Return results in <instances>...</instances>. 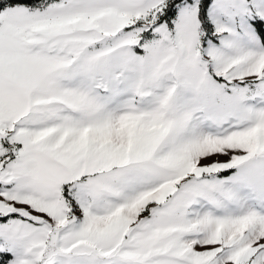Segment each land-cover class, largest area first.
<instances>
[{"label": "snow or ice", "instance_id": "6c2138e0", "mask_svg": "<svg viewBox=\"0 0 264 264\" xmlns=\"http://www.w3.org/2000/svg\"><path fill=\"white\" fill-rule=\"evenodd\" d=\"M0 264H264V0H0Z\"/></svg>", "mask_w": 264, "mask_h": 264}]
</instances>
